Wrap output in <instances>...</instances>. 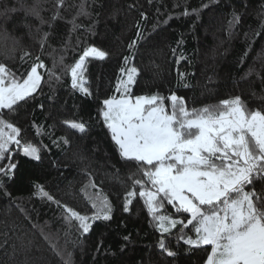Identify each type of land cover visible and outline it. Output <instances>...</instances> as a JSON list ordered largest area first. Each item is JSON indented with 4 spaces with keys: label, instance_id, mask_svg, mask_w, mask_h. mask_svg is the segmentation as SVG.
Returning a JSON list of instances; mask_svg holds the SVG:
<instances>
[{
    "label": "trees",
    "instance_id": "16d2710c",
    "mask_svg": "<svg viewBox=\"0 0 264 264\" xmlns=\"http://www.w3.org/2000/svg\"><path fill=\"white\" fill-rule=\"evenodd\" d=\"M84 2L89 14L77 16L82 0H64L63 19L50 27L30 9L36 5L40 17L51 22L57 0H0V64L18 77L37 57L45 65L38 69L42 82L34 98L21 102L15 113L0 110L21 128V144H34L41 157L24 156L21 147L11 146L18 167L0 189V264H64L57 252L65 259L71 254V264H203V251L176 243V229L172 235L158 231L138 188L129 211L123 210L135 168L120 160L99 112L104 99L118 96L124 57L139 71L136 95L175 92L196 108L240 96L250 109H264V0ZM234 10L240 19L230 29ZM73 17L80 25L75 31ZM132 41L136 45L129 49ZM87 45L108 53L104 60L86 61L90 96L72 89L69 70ZM48 70L54 72L51 78ZM179 73L188 87L177 86ZM64 121L84 122L88 131L81 134ZM37 185L60 205L86 215L95 211L89 197L107 196L112 219L94 221L82 233L75 221L64 219L63 207L36 194ZM174 212L165 203L158 214L176 218ZM162 237L176 257L158 247Z\"/></svg>",
    "mask_w": 264,
    "mask_h": 264
},
{
    "label": "snow or ice",
    "instance_id": "6c2138e0",
    "mask_svg": "<svg viewBox=\"0 0 264 264\" xmlns=\"http://www.w3.org/2000/svg\"><path fill=\"white\" fill-rule=\"evenodd\" d=\"M63 4L64 0H57L51 22L40 17L36 5L30 11L42 24L52 27L58 18L63 19L59 11ZM85 7L82 0L77 16L89 14ZM183 15L189 13L185 11ZM239 19L234 10L229 28ZM69 23L72 31L80 27L76 17ZM49 34L44 33L41 48ZM135 45L136 41H132L128 47ZM107 56L97 47L86 48L70 66L72 89L90 96L84 75L86 61L89 57L104 60ZM60 63L63 64V58ZM129 63V57H124L116 78L118 96L104 99L99 112L120 160L135 168L131 177L133 188L126 192L123 210L129 211L138 188L158 231L172 235L176 229V243L183 241L187 251H203V264H264V109H250L240 96L196 108L189 107L185 98L175 92L168 96L159 92L136 95L139 71L135 66L129 67ZM42 68L45 65L37 57L30 71L18 77L0 64V110L15 113L21 102L34 98L41 86L42 74L38 69ZM47 75L51 78L54 72L48 70ZM178 76L177 86L188 87L181 83L184 74ZM64 123L81 134L88 131L84 122ZM21 131L0 111V162L7 161L0 166V189L6 188L4 178L12 179L18 167L12 162V145L22 147L24 156L41 158L37 146L21 144ZM91 187H96L94 182ZM36 188L37 195L54 201L43 186ZM89 199L95 210L92 215L54 201L64 208V219L69 223L75 221L85 234L92 222L110 221L113 211L107 196L97 193ZM165 203L174 208L176 218L158 214ZM169 243L162 237L158 247L169 257H176L178 253ZM57 255H61L64 264H71V254L67 259L59 252Z\"/></svg>",
    "mask_w": 264,
    "mask_h": 264
},
{
    "label": "rangeland",
    "instance_id": "374dc122",
    "mask_svg": "<svg viewBox=\"0 0 264 264\" xmlns=\"http://www.w3.org/2000/svg\"><path fill=\"white\" fill-rule=\"evenodd\" d=\"M88 47H96V46H93V45H87V47H86V48H88ZM86 48H85V49H86ZM97 48H98V47H97ZM85 49H84V50H85ZM99 49H100V50H102L101 48H99ZM84 50H83V51H84ZM83 51L81 52V54H80V55H82V54H83ZM80 55H79V56H80ZM79 56L77 57V60L79 59ZM77 60H76V61H77ZM76 61H75V62H76ZM75 62H74V63H72V65H71V66H73V65L75 64ZM129 67H132V66H129ZM69 70H70V68H69ZM29 71H30V70H29ZM70 75H71V73H70ZM20 151L23 153V151H22V147H21ZM163 215H166V214H163Z\"/></svg>",
    "mask_w": 264,
    "mask_h": 264
}]
</instances>
